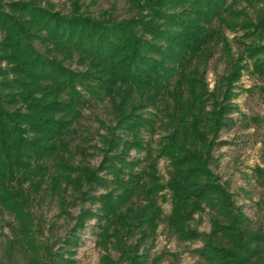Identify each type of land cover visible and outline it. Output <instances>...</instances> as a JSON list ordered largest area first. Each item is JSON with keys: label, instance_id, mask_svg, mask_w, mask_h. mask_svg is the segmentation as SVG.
<instances>
[{"label": "trees", "instance_id": "1", "mask_svg": "<svg viewBox=\"0 0 264 264\" xmlns=\"http://www.w3.org/2000/svg\"><path fill=\"white\" fill-rule=\"evenodd\" d=\"M131 1L137 15L112 20L0 0V210L16 218V238L29 241L41 189L62 208L73 189L75 200L98 206L80 212L66 248L96 218L104 246L119 253L105 264H150L140 248L162 222L180 241L202 240L194 252L205 264H264V230L212 168L215 148L226 143L222 130L235 123L244 71L264 78V0ZM226 29L241 32L236 56ZM218 50L228 68L210 88L206 67ZM75 59L85 69L65 64ZM105 100L114 126L92 168L83 161L90 131L80 120L91 102ZM160 127L153 145L144 133ZM132 149L145 155L130 156ZM98 187L106 191L95 194ZM167 195L172 208L164 215L159 198ZM207 208L211 230L199 231L192 221ZM43 257L40 264H66L59 253Z\"/></svg>", "mask_w": 264, "mask_h": 264}, {"label": "rangeland", "instance_id": "2", "mask_svg": "<svg viewBox=\"0 0 264 264\" xmlns=\"http://www.w3.org/2000/svg\"><path fill=\"white\" fill-rule=\"evenodd\" d=\"M8 2L11 0H2ZM42 6L59 10L70 14L80 11L83 14L92 15L96 19L119 20L137 15V7L131 0H35ZM244 3H241L242 6ZM262 4L258 3L249 8L250 14L255 17L258 8ZM228 40L232 45L234 55L237 52L236 36L241 32L234 33L229 29L225 30ZM2 32L0 31V39ZM236 56V55H235ZM78 61L70 60L65 64L74 69H85L78 66ZM207 68V80L210 88L214 87L218 77L227 71L226 61L221 57V50L210 60ZM238 96L234 100L239 110H236L232 117L235 121L230 128L223 129L221 139L226 143L218 146L214 150L212 168L234 195V200L245 214L249 216L254 228L264 230V175L260 176L259 169L264 174V78L253 75L245 70L241 80L238 82ZM104 119L107 122L101 124L97 120ZM253 117L259 118L255 122ZM113 114L107 100L91 102L90 106L84 109V115L80 121L90 131L87 139L83 142L86 146V155L83 161L86 165L96 168L103 159L104 144L103 137L109 135L107 127H113ZM112 131V129H111ZM163 134L162 128H157L154 134L145 132L146 140L156 145L159 136ZM144 152L132 149L130 156L143 157ZM81 158L78 156L77 160ZM167 161H159V172L166 181ZM104 175L105 173H101ZM87 186H84L86 189ZM75 191V190H74ZM70 189L66 194L65 208L61 207V202L57 196L46 192L43 189L37 195V200L32 204L30 211L33 217V231L27 241L26 238H16L10 223H15L16 218L7 211L0 210V264H40L43 256L53 257L56 253L64 255L66 264H105V257L117 259L119 253L109 244L104 246L101 236L97 235L99 227L97 219H88L87 226L79 232L81 239L76 246H69L65 239L74 228L80 212L83 209H96L98 203L91 201L82 202L75 200L76 194ZM106 190L98 187L95 194H100ZM164 201L159 198L163 214L168 215L172 205L170 195ZM210 211L198 213L192 221V226L199 231L209 232L211 230ZM140 236V235H137ZM155 236V235H154ZM130 242H135L134 238ZM203 244L202 240L189 242L180 241L171 233L166 223L162 222L157 230L155 239L147 242L140 252H147L150 264L160 254H165L164 258L157 264H205L194 249ZM48 248L49 254L46 251ZM147 248V249H146ZM174 253L177 257H173ZM50 260L47 261L49 264Z\"/></svg>", "mask_w": 264, "mask_h": 264}]
</instances>
